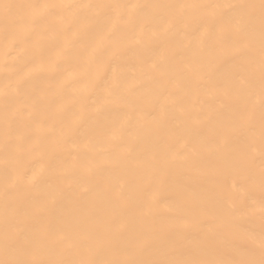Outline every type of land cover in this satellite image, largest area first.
Masks as SVG:
<instances>
[{
    "label": "bare ground",
    "instance_id": "bare-ground-1",
    "mask_svg": "<svg viewBox=\"0 0 264 264\" xmlns=\"http://www.w3.org/2000/svg\"><path fill=\"white\" fill-rule=\"evenodd\" d=\"M2 4L0 260L261 259L259 0Z\"/></svg>",
    "mask_w": 264,
    "mask_h": 264
},
{
    "label": "snow or ice",
    "instance_id": "snow-or-ice-1",
    "mask_svg": "<svg viewBox=\"0 0 264 264\" xmlns=\"http://www.w3.org/2000/svg\"><path fill=\"white\" fill-rule=\"evenodd\" d=\"M2 6L6 11L10 10L13 5L10 4H2ZM34 7V6H29ZM45 8L50 6L45 5ZM233 9H239L238 12L233 13V18L231 22L233 23L235 32L240 36L241 46L245 50H251L252 42L248 34V26L255 19L256 12L258 10L259 13V22H260V37H261V45H260V63H261V72L264 75V0H259V4H242V5H233L229 6ZM264 208V205H262ZM14 234L6 232L5 234V246L7 250V246L14 241ZM21 251L27 255L29 249L27 247L22 248ZM260 251H261V259L259 261L255 260H247V261H212V260H204V261H193V262H180V261H135L130 260L126 261L125 264H264V233L261 235L260 240ZM0 264H69L67 261H48L41 262L36 260L29 259H4L0 260Z\"/></svg>",
    "mask_w": 264,
    "mask_h": 264
}]
</instances>
